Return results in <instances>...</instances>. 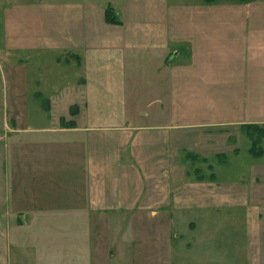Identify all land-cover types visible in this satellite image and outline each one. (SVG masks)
<instances>
[{"label": "crops", "instance_id": "crops-1", "mask_svg": "<svg viewBox=\"0 0 264 264\" xmlns=\"http://www.w3.org/2000/svg\"><path fill=\"white\" fill-rule=\"evenodd\" d=\"M107 6L119 23L105 20ZM33 8L35 31L17 39L6 19L5 50L66 54L71 79L59 87L55 76L47 79L46 95L21 90L19 100L30 93L44 100L36 110L47 124L9 126L6 119L0 127V264H9V230L23 213L90 224L94 213H128L132 224L149 228V237L133 242L132 258L139 251L153 264H168L171 240L181 264L189 254L223 264L214 246L228 230L227 264H264V163L249 167V181L228 183L216 179L213 164L210 178L189 169L197 157L237 154L242 124L264 126V0H68ZM146 58L156 79L166 77L152 123L140 120L148 110L128 107V93L141 95ZM221 212L230 219L198 217ZM175 213L193 216L180 223Z\"/></svg>", "mask_w": 264, "mask_h": 264}, {"label": "rangeland", "instance_id": "rangeland-1", "mask_svg": "<svg viewBox=\"0 0 264 264\" xmlns=\"http://www.w3.org/2000/svg\"><path fill=\"white\" fill-rule=\"evenodd\" d=\"M40 1L63 2L68 0H0V127L4 125L6 119L9 126L15 125V120H18L19 124H47V116L42 111L36 110L38 108L43 109L46 104L44 100L33 98L35 94H31V88L39 89L46 95L47 92L43 89L48 87L46 86L47 79L55 76L57 86H61L63 81L66 82L71 79L68 72L70 67L65 64L66 54L60 55L57 52L42 50L9 54L5 50L3 33L7 27L6 19L8 24L11 25L9 31L16 35V39L23 32L35 31V20H32V13L33 7ZM201 1L169 0L171 3L182 4ZM171 58L173 57H170L169 61ZM182 58L183 54H179L175 61ZM18 59L24 63L25 80L21 77L23 70L14 66L19 63V61L16 62ZM146 59L142 68L144 71L141 73L143 77L141 89L143 91L141 90L139 100H137L138 95L131 96V93H128V107L131 110L134 109V111H136L137 106L140 107L142 112L148 110V117H140V120L149 121L153 119L149 122L152 123L156 121L154 120L156 119L155 115L160 114V103H155V101L165 97L166 88H163L161 82L166 77L161 73L157 75L156 79L154 75L157 69L153 70V62L148 58ZM13 71L16 73L15 75ZM56 75H61V77ZM39 79L43 82L37 85L36 80ZM154 80L160 82V84H152ZM24 87L27 88V91L30 90L31 93L29 95L25 94V101H22L19 100L18 96L22 94L23 91L21 90ZM162 102L164 101L162 100ZM137 111L139 112L138 109ZM23 112L25 113L24 116L22 115ZM7 113L9 115L13 113L15 116L10 115L6 118ZM239 130L237 132L239 149L237 154L224 152L222 159L209 160L207 158L204 161L197 157L189 165L190 172L193 173V170L198 169L201 174L207 177L212 171L213 164L216 179L222 183L232 182L236 179L240 180L244 177L246 181H249V167L255 162L264 163V138H261L259 142L263 154L253 156L248 153L249 138L241 128ZM199 172H194L191 175H198ZM16 215L17 226L15 227L14 224V227L9 230V264H153L148 255H140L139 251H136L137 258H132L133 242L139 241L142 236L149 237V228L140 227L136 221L132 224L128 213H94L92 224L71 221L69 220V214L41 213L44 216V219L41 220L35 219L34 214L31 213ZM199 215L198 217L203 221H228L230 219V214L227 212ZM192 216V214L175 213L174 220L185 223ZM59 217L66 219V221H60ZM224 232L223 230L220 231V246H214V252L215 257L225 259L222 262L227 264L231 248L227 243V238L223 237ZM173 233H183L184 236L191 238L182 230H173ZM223 240L226 241L223 242ZM147 242L148 239H144V243ZM169 243L172 244H169L168 264H181L180 247L174 245L173 240ZM228 247L230 251H228ZM138 256L143 257L139 258ZM185 263L200 264L199 260H195V256L190 254Z\"/></svg>", "mask_w": 264, "mask_h": 264}, {"label": "trees", "instance_id": "trees-1", "mask_svg": "<svg viewBox=\"0 0 264 264\" xmlns=\"http://www.w3.org/2000/svg\"><path fill=\"white\" fill-rule=\"evenodd\" d=\"M219 1L247 3V2H250L252 0H204V2H206V3H214V2H219ZM105 20L108 23H119V21L115 17V14H114L112 8L109 6H107L105 8ZM241 128L250 140V146L248 148L249 153L253 156L262 155L263 150L259 146V142H260L261 138H264V127L259 125V124H255V123H246V124H242ZM218 157L222 159L223 154L218 155ZM202 160H205V158H202ZM194 172L198 173L199 170L195 169ZM197 176L200 178L203 177L200 174V172ZM211 176H212V174H211ZM209 178H210V175H209Z\"/></svg>", "mask_w": 264, "mask_h": 264}]
</instances>
